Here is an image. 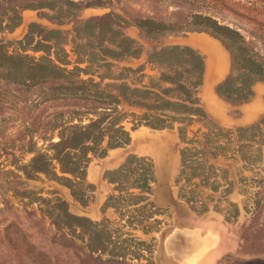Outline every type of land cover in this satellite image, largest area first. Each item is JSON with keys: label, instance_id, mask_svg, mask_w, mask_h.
<instances>
[{"label": "rangeland", "instance_id": "rangeland-1", "mask_svg": "<svg viewBox=\"0 0 264 264\" xmlns=\"http://www.w3.org/2000/svg\"><path fill=\"white\" fill-rule=\"evenodd\" d=\"M114 30L141 53L117 62ZM175 46L204 59L207 117L187 123V137L205 145L211 133L228 149L210 162L227 170L235 219L213 208L226 193L207 212L179 198L180 125L153 129L141 104L112 105L122 82H160L148 55ZM251 62L264 65V0H0V264H264V125L251 128L264 119V90L255 96L264 81L248 101L217 92L228 78L243 83ZM209 84L228 109L205 106ZM115 123L131 142L109 149ZM96 124L105 156L82 135ZM130 155L154 165L148 201L107 178Z\"/></svg>", "mask_w": 264, "mask_h": 264}, {"label": "trees", "instance_id": "trees-1", "mask_svg": "<svg viewBox=\"0 0 264 264\" xmlns=\"http://www.w3.org/2000/svg\"><path fill=\"white\" fill-rule=\"evenodd\" d=\"M146 25L155 30L152 27L155 23L145 22L141 24V27L144 29ZM83 26L84 30L93 31L96 23L85 22ZM217 29L221 30V27L218 26ZM150 30L147 31L149 35L153 34ZM54 34L56 38L61 40L62 34L60 32H54ZM113 34L115 51H111H114L113 56L117 62L127 60L141 53V50L135 47L134 41L124 36L121 31L114 30ZM148 60L158 67V72H160L158 81L160 82H152L155 83L152 87L142 89H133L125 82H122V84L115 87V92L118 91V93L112 95V105L117 104L119 108L121 104H134L137 107L144 106L145 114L142 120H145L144 123L146 122L145 124L153 129H175L177 125H180L178 126V131L185 146L181 150L182 170L176 181L179 185V198L193 207L201 204V210L207 212L210 209L209 203L215 199L213 195L226 193L225 196H219L213 208L218 212H223L228 220L235 219L239 214V210L227 198L232 191V182L227 176V170L218 168L210 162V156L216 159L219 156L217 152L226 154L225 152L228 149L214 145L210 139L211 133L203 135L206 141L205 145L196 138L188 139L187 137L186 124L194 121L196 117L204 119L207 117L205 110L200 106V98L198 96L199 90L203 86L205 74L204 59L194 49L175 46L149 53ZM180 66L184 69H178ZM247 67L248 72L243 83L236 87L234 79L232 80V77L228 78L217 87V92L228 100H250L254 96V84L264 81V65L259 62H251ZM141 78L144 77L141 76ZM166 112H171L173 115H169ZM208 124L210 128L212 125L209 122ZM115 125L118 126L113 129L115 137H110L109 149L122 148L131 142L129 132L119 123H115ZM263 125L264 119L251 128H259ZM99 128L100 125L96 124L94 130L85 132L82 135L86 137V140H90L97 146V151H102L96 155L105 156L108 149L103 147L104 139L102 135H96L98 134L96 129ZM243 130L249 131V128H241L237 132ZM227 134H231V131H228ZM260 145L264 146V142ZM90 149L92 150V148ZM243 158L248 162L251 156ZM81 161L74 163L70 159L71 166L73 164L76 172H79V169L81 171ZM75 169L72 171L75 172ZM217 171L220 172V175L217 174ZM107 178L111 179L113 183H120L122 180L130 182L132 186L128 191H140L142 195L138 196V198L145 202L149 200L148 195L152 194L151 186L155 182L154 165L151 160L145 157L130 155L119 169L107 172ZM182 182H185L186 185L192 184L193 188L182 186ZM221 202L225 204V206L223 205L224 208L221 207ZM149 204L151 208H156L152 203Z\"/></svg>", "mask_w": 264, "mask_h": 264}, {"label": "crops", "instance_id": "crops-1", "mask_svg": "<svg viewBox=\"0 0 264 264\" xmlns=\"http://www.w3.org/2000/svg\"><path fill=\"white\" fill-rule=\"evenodd\" d=\"M216 86V85H215ZM209 84L207 89H205V106L208 107L210 110H223L228 109V106L224 101L218 97L216 92V87ZM264 90V84H260L258 87H255V96L259 95L261 91ZM255 105L258 106L255 102ZM255 106L252 115L256 113L257 107Z\"/></svg>", "mask_w": 264, "mask_h": 264}]
</instances>
